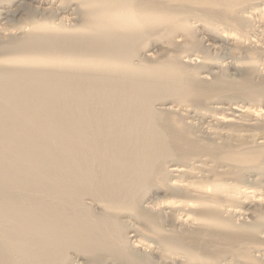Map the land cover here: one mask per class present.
<instances>
[{
    "label": "bare ground",
    "instance_id": "bare-ground-1",
    "mask_svg": "<svg viewBox=\"0 0 264 264\" xmlns=\"http://www.w3.org/2000/svg\"><path fill=\"white\" fill-rule=\"evenodd\" d=\"M32 1L0 0V264H264V0Z\"/></svg>",
    "mask_w": 264,
    "mask_h": 264
},
{
    "label": "rangeland",
    "instance_id": "rangeland-1",
    "mask_svg": "<svg viewBox=\"0 0 264 264\" xmlns=\"http://www.w3.org/2000/svg\"><path fill=\"white\" fill-rule=\"evenodd\" d=\"M24 1H26V0H24ZM32 1V0H31ZM45 1V2H44ZM19 0L17 1L16 0V2H15V5L16 6H14L13 8V11L15 12V11H18V12H22V11H24V6H25V4L27 3H25V2H23V0H21L19 3ZM32 3L34 4V6L35 7H38V8H44V7H46V5H45V3H48V0H37V2L35 1V0H33L32 1ZM37 3V4H36ZM41 3V4H40ZM18 4V5H17ZM39 4V5H38ZM43 4V5H42ZM40 6V7H39ZM21 7V8H20ZM21 9V10H20ZM23 9V10H22ZM38 11H42V9L40 10V9H38ZM64 13H67V12H64ZM17 15V14H16ZM74 15V14H73ZM16 18H17V16H15V13H12L7 19H9V20H7V19H4V20H6V22H4V25H6V23H7V27L10 25H13V23H15V21H17L16 20ZM3 20V21H4ZM8 21V22H7ZM12 21H13V23H12Z\"/></svg>",
    "mask_w": 264,
    "mask_h": 264
}]
</instances>
